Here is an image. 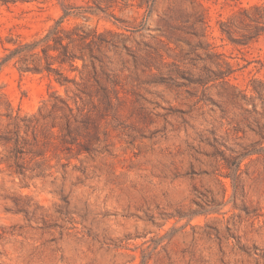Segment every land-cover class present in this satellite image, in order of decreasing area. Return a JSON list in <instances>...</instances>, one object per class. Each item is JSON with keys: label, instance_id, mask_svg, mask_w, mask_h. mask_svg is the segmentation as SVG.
<instances>
[{"label": "rangeland", "instance_id": "rangeland-1", "mask_svg": "<svg viewBox=\"0 0 264 264\" xmlns=\"http://www.w3.org/2000/svg\"><path fill=\"white\" fill-rule=\"evenodd\" d=\"M34 42L0 67V264H264V0H0V63Z\"/></svg>", "mask_w": 264, "mask_h": 264}, {"label": "trees", "instance_id": "trees-1", "mask_svg": "<svg viewBox=\"0 0 264 264\" xmlns=\"http://www.w3.org/2000/svg\"><path fill=\"white\" fill-rule=\"evenodd\" d=\"M39 48V43L38 42H34V43H30V44H24V45H20L14 49H10V54L8 56H6L5 58H3L2 62L0 63V67H3L5 64H7L9 61H11L12 59L17 58L18 61H21L24 65L21 66L20 70L22 71H28L30 70V67L28 65H26V56L27 54H36L35 52L38 50ZM65 49V53L64 55L66 56L65 59H62L61 63H72L74 61V57L69 53L68 51V47L64 46ZM42 52L45 55H48V51L45 49H42ZM46 68L48 70H52L51 64L47 63ZM59 102H61L62 104H64L69 110L73 111V109L71 108L70 104L64 102V101H58V99H56L55 102L52 103V107L53 109L59 108L62 109V106H59ZM48 108V105L46 103H44V107H41L39 109V116L35 117V116H24V117H20L19 115L13 117V121H14V125H15V135L17 137V139L19 140V138L21 137V131L23 130L27 135L28 133L31 131L34 138L37 139L38 137V131L39 128L41 126V121L46 120L47 117H49L50 115H44V110ZM66 130H67V135H70L72 133V124H71V120L67 119L66 122ZM56 124H53L51 126V128H55ZM11 131L7 132L4 135H0V140L9 142L12 140V137H10L11 135Z\"/></svg>", "mask_w": 264, "mask_h": 264}]
</instances>
